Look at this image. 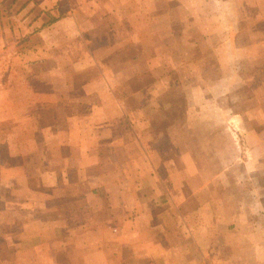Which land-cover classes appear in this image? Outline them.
I'll return each instance as SVG.
<instances>
[{"label":"crops","instance_id":"1","mask_svg":"<svg viewBox=\"0 0 264 264\" xmlns=\"http://www.w3.org/2000/svg\"><path fill=\"white\" fill-rule=\"evenodd\" d=\"M253 1L246 17L264 22V0ZM219 2L207 13L217 37L206 26L205 41H221L224 50L229 0ZM198 7L192 0H0V25L14 22L0 41L13 43L21 60L8 66L17 81H0V264H261L258 196L245 192L256 209L228 211L216 196L199 204L198 193L227 169L202 180L189 151L179 147L170 158L162 150H176L159 140L173 131L150 129L154 111L166 105L168 54L178 69L197 46L189 32L201 24ZM164 37L185 47L172 55ZM131 45L136 51H127ZM224 63L209 86L185 89L225 96ZM70 68L87 76L71 81ZM145 75L152 80L131 83ZM256 143L240 168L245 178L261 165ZM219 245L225 254L215 259Z\"/></svg>","mask_w":264,"mask_h":264},{"label":"rangeland","instance_id":"2","mask_svg":"<svg viewBox=\"0 0 264 264\" xmlns=\"http://www.w3.org/2000/svg\"><path fill=\"white\" fill-rule=\"evenodd\" d=\"M192 1H196L199 5L198 16L201 17L198 20L201 24H197L189 32L197 46L191 51L192 53L187 50L182 54L180 59L182 65L178 69L172 62L173 60L178 62L179 59H171L170 53L168 54L165 65H168V69H171L172 66L174 68L166 75L170 87L161 95L162 99L166 101V105L159 111H154L150 129L153 132L173 131L171 136L167 134L159 140L163 141L164 146L175 144L176 150L170 151L167 148L162 150L170 158H176L179 147L182 151H189L191 158L199 166L202 180H210L223 168L227 169L222 177L211 181L210 190L198 193L199 204L204 205L207 196L209 199L211 196H216L224 197L223 203L225 204L223 206L228 211L232 210V205L239 207L244 205L246 209L247 206L250 209H256L259 205L251 200L245 201L248 199L245 194L248 190V194L252 197L258 196L262 205L259 209H262L264 214V42L258 41L259 37L264 35V22L263 20L250 19V16L246 17L253 0H229L226 13L221 17L229 23L226 25L229 39L222 44L224 48L222 50L221 45H218L221 41L217 43L213 39L211 43L205 41L206 26L211 31V36L217 37L216 26L213 27L210 24L208 17L211 15L207 13L213 11V6L211 7L209 3L214 5V3H220V0ZM217 5L216 8H213L214 10L219 9V4ZM262 8L264 9V6ZM6 13H10V11ZM175 23V21L172 22V27L176 30L179 27ZM13 24L14 22H11V25L6 24L4 27L0 25V34H3L4 30L6 34H12ZM23 32L28 34L29 30L23 29ZM164 39L168 40V47L170 46L172 55L177 56L179 49L185 47V42H182L181 46L179 38L164 37ZM6 45L8 56L5 59L9 62L5 64L0 62V81L13 83L20 75L14 74V71L9 70V67L13 68L21 60H16L12 55L13 43L4 45L0 41V51H3ZM25 45L28 48V44ZM136 47L135 45L128 46L127 51L134 52ZM205 51H208V57H206ZM192 55L195 57H191ZM23 59L30 62L29 58ZM222 59L225 60V66L230 69L229 90L225 96L221 94L220 90L209 92L207 95L204 91H196V94L193 91L191 94L185 89V86L190 84H198L201 88L206 87L210 85V82L217 80L221 76ZM2 64L7 65L5 72L4 66L1 67ZM70 72L71 81H78L87 76L72 73L71 68ZM28 77L26 71H23L22 78L28 80ZM150 80H152L151 75H145L143 79H133L131 83H141V81L146 83ZM193 98L195 104H192L194 105L192 107L189 102ZM196 112L201 120H186L190 113L195 115ZM254 115L258 119L253 120ZM259 130H262V133ZM249 131L257 132L253 133L252 137H248L246 132L249 133ZM261 138L263 141L258 146L255 141ZM254 143H256L255 149L261 154L259 159L261 165H257L252 170V174L255 176L245 178L246 176L240 173V168L252 157L250 151L251 145L254 147ZM253 191L254 194H252ZM222 254H225V251L221 250V245H219L218 249L215 248L214 258L219 259ZM260 261L261 264H264V257L260 258Z\"/></svg>","mask_w":264,"mask_h":264}]
</instances>
